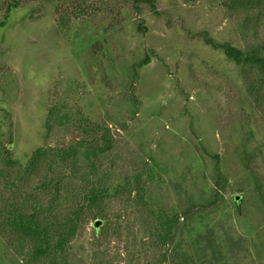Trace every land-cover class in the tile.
<instances>
[{
  "label": "rangeland",
  "instance_id": "obj_1",
  "mask_svg": "<svg viewBox=\"0 0 264 264\" xmlns=\"http://www.w3.org/2000/svg\"><path fill=\"white\" fill-rule=\"evenodd\" d=\"M243 1L230 9L231 0H157V14L134 0H0V264L28 260L7 238H16L6 213L13 201L43 173L61 197L83 195L78 174L91 173L106 139L114 148L99 158L98 181L110 194L133 192L105 201L127 221L136 191L167 215L218 199L184 221L175 242L183 258L174 252L162 264H264V72L201 36L264 57V4ZM38 149H74L76 161L50 172L44 161L22 182ZM213 155L225 177L218 195ZM94 228L57 264L162 259L159 248L137 259L132 239L95 256Z\"/></svg>",
  "mask_w": 264,
  "mask_h": 264
},
{
  "label": "trees",
  "instance_id": "obj_2",
  "mask_svg": "<svg viewBox=\"0 0 264 264\" xmlns=\"http://www.w3.org/2000/svg\"><path fill=\"white\" fill-rule=\"evenodd\" d=\"M243 0H231L229 4L230 9H234L236 6H242ZM247 4H252L250 1H245ZM258 6L264 4V0H257ZM136 7L140 4H147L153 12L158 14L157 0H134ZM226 5H228L226 3ZM18 3L15 6H9L8 11L12 8H17ZM1 27L3 25H0ZM147 29L143 28L145 32ZM207 45H210L216 50H222L227 58L237 65H251L258 66L259 69L264 72V57L260 55L257 50L250 53L244 52L237 47L232 46L229 43H218L210 37L208 32L201 34ZM150 63V56H147L142 62L137 65L134 80L139 76L138 69L143 68ZM250 92L254 96L255 100L260 104V95L258 90L254 89V85L250 84ZM47 123V127L51 124ZM195 133V132H194ZM113 144L110 139H106V142L101 147H96L92 152L89 168L91 173L78 174L81 178V182L85 183L84 194L79 196L61 197L59 189L57 191L52 190V183L45 181V174L40 175L39 181L36 183L37 187L32 190H23L22 203L17 204L13 201V204L7 209V222L12 228L9 235L16 236L15 239L8 240L12 246L14 244L15 252L13 254L20 258H27L26 261H20L14 264H40L41 261H50V264H57L56 259L59 255L67 253V249L71 244L83 236L85 228L90 223H94L97 220L102 222L101 227L94 228V236L92 241L93 253L95 256L98 254H106L112 247V243H124L128 239H132L130 247L132 251L137 254V259L143 258L146 253L153 252L156 249L163 251V256L160 261H148L147 264H162L163 261L168 260V255L176 252L178 255L179 246L175 245L178 233L184 226L183 223L189 216H192L196 212L197 207H212L217 204L216 201L210 202L205 205L201 203L192 202L183 213L167 215L164 211L153 210L147 205V201L140 197L138 191H136L133 197V208L130 211L132 217V223L126 220L125 213L113 212L108 208L107 202L109 199L117 198L119 195L132 194L133 192H120L116 191L110 194V188L107 185L99 183V158L101 155L107 154L113 149ZM203 150H207L203 147ZM74 149L69 150H53L43 151L38 149L32 157L30 165L25 168V175L19 179L22 182L28 180V176L34 174L38 175L41 172V163L44 161L49 163V172L52 167L66 166L68 162L69 167L74 159ZM214 167H215V186L217 195L224 189L225 177L220 171V157L219 155H213ZM73 173V175H77ZM97 181L100 185L97 184ZM24 183H22L23 185ZM83 188V186L81 187ZM24 189V188H23ZM67 190V189H66ZM65 190V192H66ZM34 191H40L38 193ZM123 196V197H124ZM69 202L65 203L63 202ZM128 202V201H127ZM68 204V205H66ZM128 213V212H127ZM130 218V217H129ZM105 224H104V223ZM138 226V227H137ZM180 245V244H179ZM139 247L137 250L134 248ZM135 255V254H134ZM183 258V255H178ZM186 259V258H185ZM184 259V260H185ZM187 264H196V260L186 259ZM191 262V263H190Z\"/></svg>",
  "mask_w": 264,
  "mask_h": 264
},
{
  "label": "water",
  "instance_id": "obj_3",
  "mask_svg": "<svg viewBox=\"0 0 264 264\" xmlns=\"http://www.w3.org/2000/svg\"><path fill=\"white\" fill-rule=\"evenodd\" d=\"M239 199H240V198L237 197V198H236V201H238ZM94 225H95L96 228H99V227L102 225V222H101L100 220H97V221L95 222Z\"/></svg>",
  "mask_w": 264,
  "mask_h": 264
}]
</instances>
